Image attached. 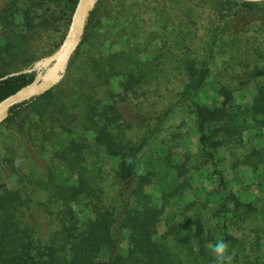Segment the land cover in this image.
I'll use <instances>...</instances> for the list:
<instances>
[{
  "label": "trees",
  "instance_id": "obj_1",
  "mask_svg": "<svg viewBox=\"0 0 264 264\" xmlns=\"http://www.w3.org/2000/svg\"><path fill=\"white\" fill-rule=\"evenodd\" d=\"M175 1L176 11L185 6ZM77 2L0 0V78L38 60L31 47L42 34L64 28L63 41ZM167 2L154 7L152 27L147 7H136L132 19L141 36L126 35L133 46L122 55L71 89L56 85L12 108L0 124L9 132L0 135V264H215L206 245L219 239L228 244L231 264H264V35L258 34L264 2L210 0V25L193 11L180 21L178 32L186 33L176 45L186 80L177 99L154 116L130 109L128 116L115 98L127 101L168 73L166 63L153 64L145 41L154 25L166 44L177 33ZM96 21L97 6L74 57ZM225 74H232L231 84ZM33 80L29 74L0 82V101ZM116 82L118 94L108 90ZM182 112L191 116L190 130L176 141L192 129L196 151L176 152L164 138L153 156L154 143ZM105 157L116 161L108 177L100 164ZM230 171L247 175L256 195L244 197Z\"/></svg>",
  "mask_w": 264,
  "mask_h": 264
},
{
  "label": "rangeland",
  "instance_id": "obj_2",
  "mask_svg": "<svg viewBox=\"0 0 264 264\" xmlns=\"http://www.w3.org/2000/svg\"><path fill=\"white\" fill-rule=\"evenodd\" d=\"M209 1L210 0H185V6L182 9L179 8L176 11L173 6H175L178 1L168 0L165 11L167 12V15L170 19L169 27H174L177 30V33L174 34L175 38L171 36V39H169L166 44L165 39H163L166 36V33L162 32L164 30H162L161 25H154V29L151 30L152 33L147 34V39L145 40L148 43L147 51L150 52V57L152 56V52H154L153 56L155 58V61L153 62V64L159 65L162 62L166 63L168 73L159 80L153 81L151 84L136 90L132 97L128 98L127 101H121L120 98L116 97L114 102L121 103V105L123 106L124 114L131 116L132 113L128 111L130 109L136 111L139 115L142 116H154L164 108L163 106L167 104L169 105L177 99L178 93L180 92L186 80V77L183 72L184 67L180 63V60L182 58L181 52L178 49L179 47L177 48L176 45L179 44L181 36H183L186 32H178L177 27L178 25H180V21H186V19H188V16L192 11L199 12L201 14V16L198 17V20L200 18V23L203 26L210 25L211 13L210 10L207 9L209 8ZM158 2L159 0H102L98 5H96L97 21L95 22V27L93 28L94 35L91 37L89 42L83 45L82 49L79 52V56H75L71 60L66 74L57 84L60 85L59 90L63 89L64 87L71 89L70 86H72L75 82L83 79L87 73L94 72L96 66L99 67L103 65L102 63L104 61L113 58L115 54L122 55L120 54L122 53V50L127 49L129 46H133V40L127 38L126 35H129V37L133 38H135V36H141L139 33V28L136 27L137 22L132 19V16L135 15V13L137 12L136 10L138 8L136 9V7L143 9L147 7V11L150 13L149 16L151 18L147 27H152V25L156 23V19L158 18L157 11L156 9H154V7L158 5ZM129 8H132V12ZM124 9L127 10L126 14L123 13ZM112 15H115L114 17L117 18L116 21L114 19H111L113 18L110 17ZM108 21H111L113 23L110 24L108 23ZM125 22L126 25L124 26L123 23ZM107 25L109 28L107 27ZM52 30L53 29L46 32L45 34H42L41 38H38L36 41H34V44L31 48L34 56L36 55L38 58L36 62L41 61L44 58L52 55L53 51L61 43L63 31H65L64 28H62L61 31H58V29L57 31ZM258 34L264 35V33L260 32H258ZM205 38H207L206 32H199L197 39H200L202 41ZM192 50L199 51V46L197 49L193 48ZM187 53L189 56L193 55H190L189 52ZM194 57H197V54ZM24 58L25 56L22 57V59ZM116 58L113 59L115 60ZM98 62L99 64L95 65L92 68V64H96ZM223 67L224 63H220L219 70L221 69L222 71ZM0 69H2L1 66ZM12 72L17 71L11 70L8 74ZM227 74H225L222 78H224V82H228L229 84H231L232 81H230V77L232 76V74L231 76H228ZM33 76L35 78V74H33ZM116 84L117 82L113 84V86L108 85V90H110L111 93H119V88L115 86ZM254 90L255 89L253 88L252 91L254 92ZM28 113V110L24 112V114L27 115ZM190 117L191 116L188 112H182L176 115L169 122L166 128L167 132L165 134H162L159 139H157L154 143V147L152 150L153 156H158L161 154L160 151H158L157 153L156 151L160 148L165 147L166 144L163 141L164 138H167L169 140L168 145L171 144L172 148H175L176 152L193 153L196 151L197 136H195L192 129L189 137L183 136L182 139H178L176 141V139L181 134L189 132ZM183 123H186V127H188V129H185V126L182 125ZM143 131L144 130L142 128L139 130H135L133 133H131V135L130 133L127 134V137L131 138L137 134L141 135ZM7 134H9L8 128L2 127L0 129V135H5V137L3 138H6ZM172 137L173 139H171ZM2 144L3 141L0 137V145ZM179 144L181 145L177 147ZM153 156L151 157L152 159L154 158ZM95 161H97V159ZM100 164H103V172L106 171V177L113 174V167L114 164H116V161L113 158H102ZM227 164V162L224 163V169L227 167ZM229 178L236 182L237 190H241L240 192L243 194L244 197L251 198V195H256V189L254 188L253 182L248 178L247 175H241L234 171H230ZM195 187L199 189L200 185L196 184ZM147 192L155 194V189L153 187H148ZM162 230L163 228H160V234L162 233Z\"/></svg>",
  "mask_w": 264,
  "mask_h": 264
},
{
  "label": "water",
  "instance_id": "obj_3",
  "mask_svg": "<svg viewBox=\"0 0 264 264\" xmlns=\"http://www.w3.org/2000/svg\"><path fill=\"white\" fill-rule=\"evenodd\" d=\"M238 1L248 3L264 2V0ZM97 2L98 0H78L67 33L60 47L52 55L34 63L27 69L12 72L0 78V82H2L22 75L35 74V78L31 83L0 101V124L9 118L12 108L44 95L60 82L82 43L86 24Z\"/></svg>",
  "mask_w": 264,
  "mask_h": 264
},
{
  "label": "clouds",
  "instance_id": "obj_4",
  "mask_svg": "<svg viewBox=\"0 0 264 264\" xmlns=\"http://www.w3.org/2000/svg\"><path fill=\"white\" fill-rule=\"evenodd\" d=\"M206 247L213 254L215 264H231L232 256L228 244L223 239H219L215 243L209 242Z\"/></svg>",
  "mask_w": 264,
  "mask_h": 264
}]
</instances>
